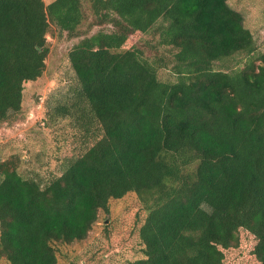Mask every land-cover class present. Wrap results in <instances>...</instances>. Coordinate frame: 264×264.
<instances>
[{
    "label": "trees",
    "instance_id": "1",
    "mask_svg": "<svg viewBox=\"0 0 264 264\" xmlns=\"http://www.w3.org/2000/svg\"><path fill=\"white\" fill-rule=\"evenodd\" d=\"M228 1L0 0V125L65 33L76 85L50 117L86 144L46 181L0 160V258L82 264L60 247L133 194L126 264H264V53Z\"/></svg>",
    "mask_w": 264,
    "mask_h": 264
},
{
    "label": "rangeland",
    "instance_id": "2",
    "mask_svg": "<svg viewBox=\"0 0 264 264\" xmlns=\"http://www.w3.org/2000/svg\"><path fill=\"white\" fill-rule=\"evenodd\" d=\"M52 1L44 0L46 4ZM228 3L243 15L244 25L256 41L257 53H264V0H229ZM86 28L87 24L82 30ZM98 30V27H94L89 35ZM146 38L149 36H144ZM79 40L80 38H68L65 33L58 35L54 32L48 36L50 52L43 76L25 84L21 111L0 125V160L14 154L19 155L22 158L19 173L26 178L37 177L46 181L60 176L65 160L85 150L83 140L72 136L74 129L69 120L50 117L51 107L72 98L76 84L68 53ZM137 41L138 39H134V42ZM236 61H240L242 66L246 59L244 56H237L233 64ZM159 77L166 82L176 79L170 70L165 69L159 71ZM138 208L133 194L112 201L110 213L99 214L87 239L60 247L62 253L72 261H82V264H126L129 260L138 258L140 254L137 252V239L130 234ZM105 224L111 226L112 236L109 241L100 242ZM0 264L8 263L0 258Z\"/></svg>",
    "mask_w": 264,
    "mask_h": 264
}]
</instances>
